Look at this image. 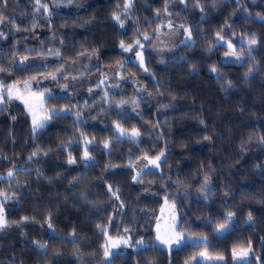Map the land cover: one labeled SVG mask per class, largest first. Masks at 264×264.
<instances>
[{
    "label": "trees",
    "instance_id": "trees-1",
    "mask_svg": "<svg viewBox=\"0 0 264 264\" xmlns=\"http://www.w3.org/2000/svg\"><path fill=\"white\" fill-rule=\"evenodd\" d=\"M57 1L0 2V32L7 33L0 83L90 55L136 84L51 95L46 107L60 113L36 132L23 103L6 100L0 174L12 176L0 180L8 221L0 264H185L203 250L234 264L233 250L243 247L251 248L248 264H264V0H95L79 7L69 0L67 8ZM171 24L188 27L193 41L163 64L153 50H144L142 66L121 48L136 41L147 48ZM228 43L245 55L241 64L221 61ZM21 57L44 62L20 66ZM157 156L158 168L137 174L138 161ZM166 199L176 206L177 229L207 242L171 250L152 244ZM124 235L133 246L107 258V236ZM140 240L149 244L135 247Z\"/></svg>",
    "mask_w": 264,
    "mask_h": 264
},
{
    "label": "rangeland",
    "instance_id": "rangeland-1",
    "mask_svg": "<svg viewBox=\"0 0 264 264\" xmlns=\"http://www.w3.org/2000/svg\"><path fill=\"white\" fill-rule=\"evenodd\" d=\"M95 1V0H76L75 4L77 7L80 4ZM259 0H251L252 3H258ZM69 0H58L56 6L67 8L66 4ZM58 3V4H57ZM128 1L127 4H129ZM71 6H74L73 4ZM128 7V6H127ZM117 20V19H116ZM120 24L124 25L125 21L119 17L117 20ZM1 25V23H0ZM1 28V26H0ZM4 32V28L2 29ZM4 32L0 35V40L4 39L6 36ZM190 29L186 26L182 25H166L165 29L161 30L158 35L154 38L153 41L149 44V47L146 48L144 43H140L137 45V41L134 45L130 48L129 46H125V48H129V50H125L128 53L130 59L134 60L135 62L139 63L140 65H145V54L144 50H153L159 55L160 63H164V61L176 51V49L181 46L182 44L192 43L193 38L191 36ZM1 34V32H0ZM6 38V37H5ZM4 41L2 40V43ZM1 44V41H0ZM229 48L222 53L221 61L227 64H241L245 58V55L239 54L236 52L235 47L230 43L227 44ZM43 63L44 60L41 58L31 59L26 57H21L17 59V64L20 66H27L35 63ZM212 73H216V71L211 70ZM56 75V79L53 80L51 75ZM38 81V82H37ZM28 83L30 87L27 90H24L23 85ZM122 83H132L136 84L135 78L133 76L124 73V71L119 67L115 69L109 68H100L98 66L97 57L85 55L81 58L70 61L64 66L59 69L58 71L50 72L47 74H40L31 78H27L23 81L14 82L10 85H2L0 83V90H3V86H12L13 91L15 92L16 89H20L19 92H16L13 96V100H18L26 107L28 114L30 115L32 126H33V118L37 121L44 120L48 116L51 115L53 110L57 113L60 111L56 110V108L48 109L46 107L47 99L56 93H69L73 88L77 89L81 94L90 95L95 90L99 89V86L111 91H119L121 89ZM19 96L20 98H16ZM8 99L7 94L4 95V101L0 104V108L5 105L6 100ZM31 109V111H30ZM66 112L65 110L61 111V113ZM50 119L47 120V122ZM38 131V130H37ZM36 132V131H35ZM121 135L124 132L122 130L118 131ZM126 136V135H125ZM153 160H156V157H145L138 161L134 169L137 174L142 173L143 171L151 168H158L160 164V160H156L155 163H152ZM158 165V166H157ZM8 176L0 174V180ZM0 214L5 217L4 208L0 202ZM6 219V218H5ZM178 224V216L176 206L173 202L169 200H165L164 204L160 208V212L156 221L155 226V238L152 241V244H157L163 248L168 250L178 248L186 243L190 244H198V243H205L207 242L206 237L200 235H188L183 232H180L177 229ZM224 227H219L217 229L218 234H224L228 231L231 227L230 223L223 225ZM164 237V238H171L172 243L171 245L162 244L159 242L157 237ZM177 236H180V243H175V239ZM128 241L125 244L123 241ZM143 241V240H140ZM139 242V241H138ZM136 243L135 247H142L148 245L149 243L143 241V243ZM115 243L116 247H112V244ZM131 245V238L129 235H124L120 237H111L107 236V242L105 248L107 247L109 255L107 258L117 250L122 247H132ZM248 250L247 256H239L234 255V251L239 253L241 250ZM204 253V255H200ZM233 255V262L234 264H248L250 262L251 256V248L250 247H243V248H236L232 252ZM185 264H227V259L224 256H216L208 253L207 251L203 250L199 252L197 255L193 256L189 259Z\"/></svg>",
    "mask_w": 264,
    "mask_h": 264
},
{
    "label": "snow or ice",
    "instance_id": "snow-or-ice-1",
    "mask_svg": "<svg viewBox=\"0 0 264 264\" xmlns=\"http://www.w3.org/2000/svg\"><path fill=\"white\" fill-rule=\"evenodd\" d=\"M0 2H3V3H7V0H0ZM36 3L37 4H39L40 3V0H36ZM197 6H199V5H197ZM38 11L40 10V9H37ZM44 10H47V7L46 6H44ZM201 10H203V9H201ZM5 17L3 16V14L2 13H0V22H2L3 21V19H4ZM115 19H119V17L118 16H116L115 17ZM0 35H2V34H0ZM189 35H190V33H189ZM145 39H148V37L147 36H145L144 37ZM222 39V38H221ZM137 43V45H139V41H137L136 42ZM248 43H249V45H255L256 43H257V40L253 37L252 39H250L249 41H248ZM131 46H129V48H130ZM121 48H125V45L123 44V42H121ZM129 48H125V50L127 51V50H129ZM0 71H5V69H3V68H0ZM213 71H215V69H213ZM250 72H251V69H250ZM247 75V74H246ZM51 78L53 79V80H55L57 77H56V75H51ZM38 82V81H37ZM30 87V85L26 82L24 85H23V88H24V90H27L28 88ZM20 91V89H16L15 90V92L13 91V87L12 86H3V90H0V104H2L3 103V101H4V95H5V93L7 94V96H8V98L9 99H11V98H13V96L15 95V93L16 92H19ZM16 98H20L19 96H16ZM30 111H31V109H30ZM58 113L55 111V110H53V112L51 113V115H57ZM51 118V116H48L47 118H45L44 120H40V121H37L36 119H35V117L33 118V131H37V130H39V129H41V128H43V127H45L46 126V123H47V120L48 119H50ZM13 119H15V117H13ZM117 127H119V125H117ZM132 135L133 136H139V132L137 131V130H133V132H132ZM261 139V141L262 142H264V137H261L260 138ZM108 145H107V142L105 143V147H107ZM161 156L163 155V153H161L160 154ZM85 159H87L88 158V153L87 152H85V157H84ZM160 159V156H157L156 157V160H159ZM156 160H153L152 161V163H155L156 162ZM74 161L70 158L69 159V163H73ZM158 166V165H157ZM8 176H12V172H9L8 173ZM209 183V179L207 178V177H205V180H204V184H205V186L207 185ZM199 191L200 192H204L205 191V188L202 186L201 187V189H199ZM113 195H115V193H113ZM229 216H231V213H229ZM253 218H252V216H251V214H249V216H248V220L249 221H251ZM7 225H8V221L5 219V217L2 215V214H0V231H2L4 228H6L7 227ZM224 226L223 225H221V228H223ZM49 228H51V224L49 223ZM157 239L159 240V242L160 243H162V244H167V245H171V243L173 242L172 241V239L171 238H164V237H157ZM180 239H181V237L180 236H177L176 237V239H175V243H177V244H179L180 243ZM125 244H127L128 243V241H123ZM138 243H143V241H139ZM39 247H41V248H43V247H45V245H43V244H40L39 245ZM112 247H116V244L115 243H113L112 244ZM109 255V252H108V249H107V247L105 248V256H108ZM200 255H204V253H201ZM234 255H239V256H247L248 255V250H241L239 253H237V252H235L234 251Z\"/></svg>",
    "mask_w": 264,
    "mask_h": 264
}]
</instances>
